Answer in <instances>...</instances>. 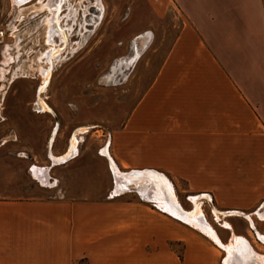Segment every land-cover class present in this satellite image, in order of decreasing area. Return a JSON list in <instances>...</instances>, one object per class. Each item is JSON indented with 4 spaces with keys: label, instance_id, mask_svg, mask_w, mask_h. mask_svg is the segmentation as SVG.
Listing matches in <instances>:
<instances>
[{
    "label": "rangeland",
    "instance_id": "374dc122",
    "mask_svg": "<svg viewBox=\"0 0 264 264\" xmlns=\"http://www.w3.org/2000/svg\"><path fill=\"white\" fill-rule=\"evenodd\" d=\"M161 2L64 0L58 24L70 32L65 43L55 36L61 55L53 58L40 93L39 69L49 67L45 59L49 13L40 9L39 0L20 5L0 0V29L5 30L0 42V197L100 200L113 196L114 170L103 148L108 150L110 136L123 126L152 82L185 20L175 4ZM137 43L140 54L130 62ZM39 97L47 109L40 106ZM82 128L87 131L79 132ZM73 136L77 150L66 160L54 161L67 154ZM195 157L178 165L167 156L158 166L171 182L181 210L200 207V217L224 243L232 232L248 228L264 242V219L253 214L252 222L241 213H227L233 207L242 212L255 209L249 203L264 190V150H227V154ZM197 161L205 171L187 172ZM33 166L47 169V182L35 177ZM120 196L158 209L165 226L170 221L180 231L194 230L216 244L199 229L160 210L139 191H121ZM184 243L169 242L180 257ZM225 253L221 251L219 264Z\"/></svg>",
    "mask_w": 264,
    "mask_h": 264
},
{
    "label": "crops",
    "instance_id": "0c3cea01",
    "mask_svg": "<svg viewBox=\"0 0 264 264\" xmlns=\"http://www.w3.org/2000/svg\"><path fill=\"white\" fill-rule=\"evenodd\" d=\"M166 1L185 20L152 82L103 148L118 174L167 178L158 167L167 156L182 165L196 155L264 150V0ZM135 48L130 62L140 54L138 43ZM38 169L32 167L35 177L47 182V169L40 168L43 175ZM202 171L198 161L187 170ZM113 174V196L100 200L0 197V264H219L224 250L223 264H259L255 255L264 257V242L249 228L232 232L227 243L216 232L224 246L232 245L229 257L194 230L180 231L170 221L165 226L158 209L113 193L119 180ZM263 198L264 190L249 203L253 211L227 213L264 219ZM175 240L185 242L182 257L169 244Z\"/></svg>",
    "mask_w": 264,
    "mask_h": 264
},
{
    "label": "bare ground",
    "instance_id": "6f19581e",
    "mask_svg": "<svg viewBox=\"0 0 264 264\" xmlns=\"http://www.w3.org/2000/svg\"><path fill=\"white\" fill-rule=\"evenodd\" d=\"M16 5H20L26 0H12ZM40 1V9L42 11H47L49 13L48 17L45 18V39L46 43L49 46V50L45 53V59L46 62H49L48 68H40L39 74H41L43 78V82L40 87V93L44 92L45 89V82L48 80V77L50 76L51 72V62H53V58L56 59L59 57L60 50L57 49L58 47L55 46V36L58 37L60 41L63 43L66 42V35L70 32L68 29L65 32V28L62 26V28L59 27V16L58 12L61 9L62 2L64 0H48L47 2ZM75 13V11L73 10ZM70 29L71 26L69 27ZM69 35V34H68ZM44 60V59H43ZM40 106L43 109H47V106L43 102V100L39 97ZM40 108V107H39ZM79 132H86L87 128H82L81 130H78ZM77 131V132H78ZM76 142L77 138L73 136L71 139L69 149L66 155L54 159V161H63L66 160L69 156H71L76 150ZM114 173L118 175L119 180L116 183V187L114 188L113 193H120L121 191H126L130 189H126L127 186L133 185L137 191L141 195H143L145 198L152 199L153 202L163 211H166L167 213L174 215L176 218L183 220L184 222L190 224L191 226H194V228L199 229L201 232L206 234L208 237H210L213 241H215L218 245L224 247L228 251L229 257L232 256V245L224 246L220 239L218 238L216 231L211 227L208 223H206L200 216L201 210L200 207L196 205L195 209L191 212H185L182 211L179 205L177 204V200L175 198L174 191L171 187V182L164 176L159 173L155 172H135L131 173L129 175L124 174H118L115 166L112 164ZM39 173L43 175L42 170L38 169ZM117 180V179H116ZM141 190H139V188ZM235 241L238 243L240 238H237V236L234 237ZM243 241V240H242ZM255 261L259 264H264V257L255 255Z\"/></svg>",
    "mask_w": 264,
    "mask_h": 264
},
{
    "label": "built area",
    "instance_id": "2783aa9c",
    "mask_svg": "<svg viewBox=\"0 0 264 264\" xmlns=\"http://www.w3.org/2000/svg\"><path fill=\"white\" fill-rule=\"evenodd\" d=\"M5 36V30L0 29V42L4 39Z\"/></svg>",
    "mask_w": 264,
    "mask_h": 264
},
{
    "label": "water",
    "instance_id": "95a60500",
    "mask_svg": "<svg viewBox=\"0 0 264 264\" xmlns=\"http://www.w3.org/2000/svg\"><path fill=\"white\" fill-rule=\"evenodd\" d=\"M126 189L136 190V188L133 185L127 186Z\"/></svg>",
    "mask_w": 264,
    "mask_h": 264
},
{
    "label": "flooded vegetation",
    "instance_id": "af4514ba",
    "mask_svg": "<svg viewBox=\"0 0 264 264\" xmlns=\"http://www.w3.org/2000/svg\"><path fill=\"white\" fill-rule=\"evenodd\" d=\"M61 11H59V13H60Z\"/></svg>",
    "mask_w": 264,
    "mask_h": 264
}]
</instances>
